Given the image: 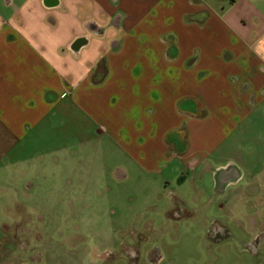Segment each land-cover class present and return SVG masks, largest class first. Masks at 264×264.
I'll use <instances>...</instances> for the list:
<instances>
[{"label":"crops","instance_id":"obj_1","mask_svg":"<svg viewBox=\"0 0 264 264\" xmlns=\"http://www.w3.org/2000/svg\"><path fill=\"white\" fill-rule=\"evenodd\" d=\"M244 122L247 169L221 172L243 182L264 264V0H0V257L27 190H77L80 147L122 140L110 183L181 160L178 181Z\"/></svg>","mask_w":264,"mask_h":264},{"label":"rangeland","instance_id":"obj_2","mask_svg":"<svg viewBox=\"0 0 264 264\" xmlns=\"http://www.w3.org/2000/svg\"><path fill=\"white\" fill-rule=\"evenodd\" d=\"M248 124L178 181L171 178L181 160L162 174L129 168L128 180L110 183L99 171L129 164L122 140H96L90 160L80 147L77 190H27L26 209L17 214L25 224H18L15 239L4 240L11 249L0 264H259L247 250L251 222L240 198L247 196L243 182L226 181L221 172L247 169L238 157L249 153L245 140L254 137ZM90 165L94 178L85 173Z\"/></svg>","mask_w":264,"mask_h":264}]
</instances>
